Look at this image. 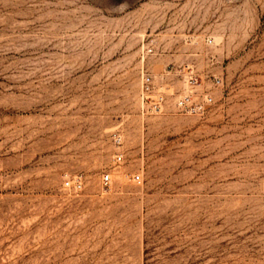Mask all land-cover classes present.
I'll list each match as a JSON object with an SVG mask.
<instances>
[{
	"label": "rangeland",
	"instance_id": "1",
	"mask_svg": "<svg viewBox=\"0 0 264 264\" xmlns=\"http://www.w3.org/2000/svg\"><path fill=\"white\" fill-rule=\"evenodd\" d=\"M0 264H264V0H0Z\"/></svg>",
	"mask_w": 264,
	"mask_h": 264
},
{
	"label": "built area",
	"instance_id": "2",
	"mask_svg": "<svg viewBox=\"0 0 264 264\" xmlns=\"http://www.w3.org/2000/svg\"><path fill=\"white\" fill-rule=\"evenodd\" d=\"M141 80L143 88V99L146 105L148 106V110L155 113H160L166 101L165 94L161 93L160 91H155L152 75L144 73L141 76ZM186 83L187 90L175 101V108L185 114L203 116L207 109L212 105L213 97L206 92L199 93L197 91L196 87L198 85V78L192 70H189V73H187ZM212 83L215 86L219 85L220 80L214 77L212 79ZM119 141L120 138L116 140V142ZM114 160L115 162H121L123 160V154L117 153L114 156ZM139 178V175L133 176V179L135 180H139ZM101 182L103 186H108L110 183V176L108 174L103 175L101 178ZM81 186L82 185L79 181H75L74 185L71 181L65 182L66 188L73 187L74 189H80Z\"/></svg>",
	"mask_w": 264,
	"mask_h": 264
}]
</instances>
